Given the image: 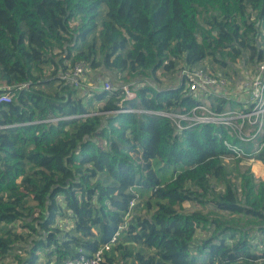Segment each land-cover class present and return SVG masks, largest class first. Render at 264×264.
Here are the masks:
<instances>
[{
    "label": "trees",
    "instance_id": "obj_1",
    "mask_svg": "<svg viewBox=\"0 0 264 264\" xmlns=\"http://www.w3.org/2000/svg\"><path fill=\"white\" fill-rule=\"evenodd\" d=\"M245 55L264 61V0H0V81L27 84L0 102V264L23 241L16 264H65L113 236L100 264H264V179L224 141L245 144L223 125L178 132L149 112L193 108L183 84L125 99L109 80L85 103L58 76L83 62L160 83L159 70L209 59L214 76L242 81ZM252 157L264 165V144Z\"/></svg>",
    "mask_w": 264,
    "mask_h": 264
},
{
    "label": "built area",
    "instance_id": "obj_2",
    "mask_svg": "<svg viewBox=\"0 0 264 264\" xmlns=\"http://www.w3.org/2000/svg\"><path fill=\"white\" fill-rule=\"evenodd\" d=\"M253 65L255 66L252 74H246L247 77L250 76V79L245 82L237 81V85L233 88L230 86V80L227 77L214 76L201 66L184 64L180 67L179 79L174 84L175 86L171 85L169 87L183 84L184 90L197 101L196 105L187 112L166 110L149 112L169 118L178 132L198 124L223 125L245 146L252 145L251 151H247V147H239L229 141H224V144L236 153V157L252 156L264 144V61H257ZM85 70V64L77 62L66 71L59 73L58 76L77 90L82 88V83L85 81ZM87 84L91 87V90L97 91L109 90L113 87L107 79L100 84H92L90 82H87ZM143 85L151 86L155 90L167 88L163 87L159 82L151 80L139 81L136 85L117 83L115 87L122 90L125 99H130L135 96L134 88ZM25 87H27L26 83L8 85L0 81V102H10L13 97V90ZM215 97L235 101L239 107L226 109L222 112L210 109L205 102L215 99ZM123 111L131 110L124 109ZM132 206L133 202H131L130 208ZM115 242L116 237L113 236L109 243L102 245L91 255L85 256L81 254L74 258H68L65 260V264H100L104 261L105 252L110 250Z\"/></svg>",
    "mask_w": 264,
    "mask_h": 264
},
{
    "label": "rangeland",
    "instance_id": "obj_3",
    "mask_svg": "<svg viewBox=\"0 0 264 264\" xmlns=\"http://www.w3.org/2000/svg\"><path fill=\"white\" fill-rule=\"evenodd\" d=\"M104 10H105V8L103 7L101 9V16H103V14L105 12ZM75 25H76L75 22L71 23V26L73 28L75 27ZM90 39L91 38H89V41H90ZM84 64L86 66L85 81L82 83V88L77 89L76 91H77V95L83 96L85 103H86V98L90 95V92L92 91L91 87L88 86L87 82L95 84L94 81H97V82L99 81L100 83H103V81L105 79H107V80H112L114 84L120 83V84L136 85L139 81H147V79L145 77L130 78L127 73H120L119 71L114 70V69L109 70L108 68L106 69L102 66L97 68V69H92L89 67L88 64H86V63H84ZM184 64L185 63L180 61L179 66L173 72H167L165 76L163 74L160 75L161 70H159L157 72V75L159 76L160 84H162L163 87H169L171 85L175 86L174 84H176L177 79H179L180 67ZM198 66H201L210 72H212V71L214 73L220 72V68H218V66H216V64L211 63L209 61V59L203 60L202 63ZM254 66L255 65H253V63L249 62L247 55H245V57L243 59L236 60L234 65H233V67L238 70L239 74L241 73V75L244 77V78L242 77V79H243L242 82L248 81L250 79V76L247 77L246 74H252V72L254 71ZM50 70H51L50 67H46V73L47 74L49 73ZM229 80H230L229 84L233 88L237 85L236 82L239 81L238 79H235V80L229 79ZM240 83H238V84H240ZM246 147L248 149H250V148H252V145L249 144ZM240 157H241V161L238 163V166L240 169H245V168L249 167L252 170V172L254 173L256 181L264 179V165L261 162L254 160L251 155H244V156H240ZM226 161H227L228 168L232 170V173H231L232 180L235 183H238V179L235 176L236 172H234V164H236L235 161L231 160V159H226ZM137 203H138L139 208H142L144 206L143 200L136 201L135 206ZM184 205L187 207L189 206L188 203H185ZM207 210H209V207H207ZM141 212L144 213L145 210L141 209ZM57 220H58L59 225L63 228L67 229L72 225V222L69 219L62 220L61 218H58ZM204 235H205L204 232H198V234H197V236L199 238L203 237ZM15 248H16L15 251L9 254V256L4 260L3 264H16V262L14 260L15 255H18L21 258H26L28 256V254H26V251H25L28 247L24 241L21 244H19V247L16 246ZM136 248H139V247H136ZM42 261H43V258L40 257V259L38 260V264H43ZM124 262H127L126 264H130L131 259H128L127 261L125 260ZM119 263L120 262H117V264H119Z\"/></svg>",
    "mask_w": 264,
    "mask_h": 264
},
{
    "label": "crops",
    "instance_id": "obj_4",
    "mask_svg": "<svg viewBox=\"0 0 264 264\" xmlns=\"http://www.w3.org/2000/svg\"><path fill=\"white\" fill-rule=\"evenodd\" d=\"M96 82H97V81H94V83H95V84H100V82H99V81H98L97 83H96ZM240 94H242V92H240Z\"/></svg>",
    "mask_w": 264,
    "mask_h": 264
}]
</instances>
